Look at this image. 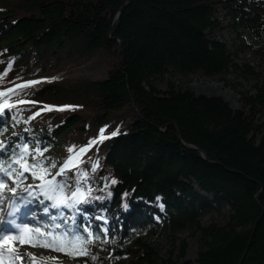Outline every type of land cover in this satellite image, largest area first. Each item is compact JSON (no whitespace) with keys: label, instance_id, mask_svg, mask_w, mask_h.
<instances>
[{"label":"trees","instance_id":"trees-1","mask_svg":"<svg viewBox=\"0 0 264 264\" xmlns=\"http://www.w3.org/2000/svg\"><path fill=\"white\" fill-rule=\"evenodd\" d=\"M224 32L235 49L218 37ZM242 52L264 55V0H0V91L16 90L10 103L39 102L2 114L0 141L13 134L1 160L14 148L30 163L56 162L54 174L75 157L57 179L68 181L69 196L79 187L84 201L60 217L102 238L91 249L99 259L88 261L264 264V81L251 95L225 79L254 76L238 64ZM79 69L101 76L80 78ZM164 75L215 79L243 109L171 83L162 91L155 81ZM211 214L223 223L202 225ZM158 230L172 243L197 233L195 260L185 240L177 255H161L147 242Z\"/></svg>","mask_w":264,"mask_h":264},{"label":"snow or ice","instance_id":"snow-or-ice-1","mask_svg":"<svg viewBox=\"0 0 264 264\" xmlns=\"http://www.w3.org/2000/svg\"><path fill=\"white\" fill-rule=\"evenodd\" d=\"M35 83H39V81H29L28 85ZM15 91V89L0 91V101H2L0 102V115L4 114L6 109H10L14 106L8 101L7 97L10 93H14ZM17 102L22 104L39 103L38 101L27 100H18ZM52 107L53 106H48V110H52ZM74 107L76 106L64 105L60 106V110ZM36 114L39 115V112ZM104 131L105 129L100 130L101 139L105 138L103 137ZM118 134V130L111 133L112 136ZM91 143H95V139ZM20 147L22 153L28 152L27 145H22ZM7 149L8 145L4 141H0V152L6 151ZM68 151L70 153L74 152L75 146H70ZM86 151L87 146L79 149V153L81 154ZM33 159L35 162L30 163L25 159L23 154H16L13 148L12 155H10L7 160L0 161V200L4 198L3 193L5 190L10 191L13 196H15L19 181L25 178V173H28L31 178L40 182L37 187L47 200L53 202L52 207L74 209L84 201V194L79 187L72 191L69 196L66 191L70 187L68 181L66 179H57V177L65 176L70 167H75V164L71 163L72 157H69L64 163L60 164L55 174L52 173L51 169L57 168L56 162L51 160L41 162L39 159ZM14 165H18L19 167L15 168L13 167ZM96 167H98V165H93V170H95ZM116 182L115 179L112 180L113 184ZM77 183H79V180H77ZM31 187L33 186H25V191H28ZM30 194L31 193H29V195ZM124 207L127 209L128 205L125 204ZM48 211V208L44 209L45 213ZM13 226L16 231L5 229V235L0 237V249H7V252L0 250V264H14L15 261L24 258L23 254H18L15 251V244L17 241H19V244H29L32 247H43L51 249L52 251L61 252L73 259L79 257L90 258L93 261L99 259L97 254L91 249L98 239H100L101 242H103V240L100 237H96L88 228L83 229V232H78L71 228L66 231H57V229L60 228L59 224H54L52 230L45 231H42L40 228H30L27 224H15L13 222ZM28 255L31 256L29 264H36L34 254ZM85 264H87V260Z\"/></svg>","mask_w":264,"mask_h":264},{"label":"rangeland","instance_id":"rangeland-1","mask_svg":"<svg viewBox=\"0 0 264 264\" xmlns=\"http://www.w3.org/2000/svg\"><path fill=\"white\" fill-rule=\"evenodd\" d=\"M222 40L226 42L228 45L229 49L233 50L235 46L238 45V42L235 39V36L232 33L229 32H224L220 36H218ZM245 40L247 41L248 44L251 43L250 39L245 36ZM235 49V48H234ZM237 62L239 65H248L253 71H254V76H247V77H242L239 75H235L232 72L228 74L225 79L228 81L231 85H234V87L238 91L242 92H248L251 95H253V85L263 82L264 81V55L263 56H255L250 52H242L237 54ZM80 70V69H79ZM82 72H79L77 75L80 76V78H90L94 79L99 76L101 73L99 71H96L94 73H89L88 71L85 70H80ZM84 76V77H82ZM101 76V75H100ZM173 84L176 88L185 91H191L195 94H201V95H207V96H219L222 97L224 100H226L229 105L231 106L232 109L235 110H242V105L240 103V97L239 95L234 92L231 88L226 86L224 83H221L215 79H209L206 77H203L201 75H191L188 77H182L179 75H164L161 79H158L155 81V86L162 90L165 91L167 90L168 84ZM21 115H24L25 112L22 111L20 112ZM1 117V115H0ZM264 123V115L263 117L259 120V124ZM22 126L19 128L21 131ZM25 128V126H23ZM13 133H7L2 139V141H7L8 138L12 136ZM33 182V181H31ZM27 185L31 186H36V184H31L30 181L26 183ZM33 187L29 188L28 191H22L20 192L21 194H24L26 199H29L28 197L32 194ZM40 192V189L36 188L34 189V192ZM29 193H31L29 195ZM12 195V196H11ZM3 196L6 200L2 199L0 200V204L5 207L7 205V200L10 199L12 205L17 201V196H13V194L10 191H4ZM3 212V211H2ZM2 212L0 213V219L3 216ZM35 218H30L31 223H34L33 220ZM201 224L202 225H207L210 223H218L222 224L223 223V218L216 215V214H211L207 216H203L201 219ZM45 230H50V227H45L43 229ZM198 234H192L191 231H184L180 234L177 235V240L172 243L171 239L169 238L168 232H165L163 230H158L157 233L147 239V242L150 243L158 252H160L161 255H166L167 252L173 251L174 255H177L178 247H179V241L185 240L186 241V259L189 261H194L196 258L197 250H198ZM19 243V241H17ZM25 244H21V247H24L27 252L30 251V253L34 254L36 264H85V261L87 258L85 257H79L75 259H67L63 254H58L52 251H49L47 249H42L39 247H32L28 245L22 246ZM18 245H15V251L18 249H21V247H17ZM3 250L4 252H7V249H0ZM19 254V253H18ZM55 258V259H53ZM23 261V262H22ZM29 260L22 259V260H17L14 262V264H29ZM124 263L127 261L123 260ZM87 264H97L96 262L93 261H88Z\"/></svg>","mask_w":264,"mask_h":264},{"label":"bare ground","instance_id":"bare-ground-1","mask_svg":"<svg viewBox=\"0 0 264 264\" xmlns=\"http://www.w3.org/2000/svg\"><path fill=\"white\" fill-rule=\"evenodd\" d=\"M1 229H2V230H5L6 227H5V226H2ZM17 247H18V246H17ZM15 248H16V247H15ZM2 251H3V250H2ZM16 253L23 254V255H24V258H23V259H25V261L31 259V256L28 255V254H32V253H30V251L27 252V251H26L25 249H23V248L18 249V250L16 251ZM22 262H23V261H22ZM18 264H19V263H18Z\"/></svg>","mask_w":264,"mask_h":264},{"label":"water","instance_id":"water-1","mask_svg":"<svg viewBox=\"0 0 264 264\" xmlns=\"http://www.w3.org/2000/svg\"><path fill=\"white\" fill-rule=\"evenodd\" d=\"M117 20H118V15H117V16L115 17V19L113 20L111 33H112L113 29H114V25H115V23L117 22ZM191 149H193V148H191ZM193 150H195V149H193ZM200 154H201V156H202L203 159H206V156L204 155L203 152L200 151Z\"/></svg>","mask_w":264,"mask_h":264}]
</instances>
